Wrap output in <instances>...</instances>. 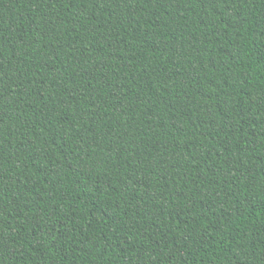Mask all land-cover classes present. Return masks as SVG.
Segmentation results:
<instances>
[{
  "label": "trees",
  "instance_id": "trees-1",
  "mask_svg": "<svg viewBox=\"0 0 264 264\" xmlns=\"http://www.w3.org/2000/svg\"><path fill=\"white\" fill-rule=\"evenodd\" d=\"M0 264H264V0H0Z\"/></svg>",
  "mask_w": 264,
  "mask_h": 264
}]
</instances>
